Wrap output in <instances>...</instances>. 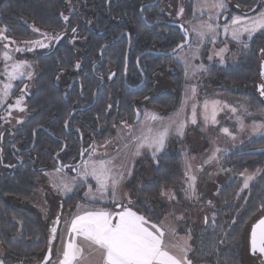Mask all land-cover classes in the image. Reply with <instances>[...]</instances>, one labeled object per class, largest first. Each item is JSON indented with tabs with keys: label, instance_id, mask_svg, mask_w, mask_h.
Instances as JSON below:
<instances>
[{
	"label": "rangeland",
	"instance_id": "1",
	"mask_svg": "<svg viewBox=\"0 0 264 264\" xmlns=\"http://www.w3.org/2000/svg\"><path fill=\"white\" fill-rule=\"evenodd\" d=\"M163 3L162 10L167 14V18L175 19V21L184 24L190 34V43L173 55V59L180 63L183 70V95L179 108L166 116H162L154 107L143 102L140 104V109L143 112L142 118L138 122H126L124 120L115 122L108 128L103 138L99 137L101 141L96 139L76 174L66 175L57 169L41 173L37 182V190L26 203L45 221L46 215L49 219L52 211H59V197L72 192L78 184H83L80 193L84 200L109 203V207H92L80 202L71 208H66L60 216L61 231L68 230L74 219L72 216L80 214L83 210L93 211L101 208L110 210V213H117L122 211L124 207H129L140 215L132 206L131 196L133 184L137 183L139 179L138 170L142 168L144 177L149 180L156 157L168 150L177 151L184 160L183 177L176 185L163 189L162 198L168 211L160 222L155 224L148 221L145 226L151 230V225H157L164 232L167 250L180 256L184 253L180 251L179 247H173V245L185 246L188 249L186 255L188 254L191 248L190 238L194 231L207 217L213 214L215 208L219 207L216 203L217 200H215L217 188L230 179L236 178L241 185L239 191H246L249 185L261 174L262 166L250 171L232 174L230 168L224 166L223 159L226 154L244 146L249 140L264 135V109L254 112L250 110L245 100L236 95L226 92L214 93L218 87L219 89L227 88V85L210 80L207 77V66L210 64L225 66L237 61L242 48L247 47L251 37L242 33L240 40H234L231 35V21L235 16L255 18L259 13L264 12V1L258 9L246 14L245 12L251 10L253 6L249 8L241 5V7L233 0H194L191 19H186L184 16V4L181 0H163ZM219 4H223V7H218ZM81 9L82 6L78 1L67 0L65 10L61 12L62 22L65 24L71 13ZM225 14L227 18L223 21L222 18ZM195 18L199 19L196 21ZM28 25L31 29L28 39L9 37L6 35V28L0 26V98L2 100L7 99L15 80L24 77L26 81L30 82L37 74L32 60L20 61L17 58L21 55L32 56L39 51H44L57 38L58 32L56 30H41L32 22H29ZM208 25L212 26L211 30H209ZM225 25L229 26L227 32ZM208 40L210 45L206 57L202 58L200 52ZM36 41L40 43H34ZM221 49L225 50L221 52ZM5 54L9 57L8 59L5 58ZM260 55L261 60L264 59V51ZM17 64H21V67L14 73L15 78H11L13 66ZM260 64L259 69L261 70ZM169 72H171L170 76L168 75ZM174 72L176 69L172 68L155 74V87L152 95L173 91L170 78ZM259 84L264 89L261 77L256 79L255 91ZM5 85L9 87L6 88ZM257 92L264 103L262 90H257ZM10 100L9 106H11L16 124L27 114L24 95L18 93ZM206 103L207 108L205 107ZM194 112L195 123H193ZM213 112H215V122H213ZM153 114L158 119H150ZM181 123L184 127L178 131ZM165 127L168 128V132L163 146L159 150H157L156 145L149 147L152 137ZM224 129H228V131L225 132ZM145 137L148 138L147 141H145ZM84 161H109L108 167L111 169V178L118 181L115 192L112 188L111 178L106 187L101 189L93 176L86 175ZM87 172L91 173V167L87 169ZM249 176L252 179L248 180V186L244 187L245 178ZM192 177H195L194 181L191 179ZM65 185L68 187L65 188ZM59 215H57L56 221H59ZM49 223L51 225L52 220ZM250 225L244 234L243 264H264V262H260V255L251 254L249 251ZM52 236L51 248L53 251L55 234L52 233L50 239ZM74 243L82 247V252H84L75 261V264H102L101 252L89 241L80 239L79 241L74 240ZM3 251L0 241V254ZM38 262V258H32L29 261H18L14 264H37ZM0 264L2 263L0 262Z\"/></svg>",
	"mask_w": 264,
	"mask_h": 264
},
{
	"label": "trees",
	"instance_id": "2",
	"mask_svg": "<svg viewBox=\"0 0 264 264\" xmlns=\"http://www.w3.org/2000/svg\"><path fill=\"white\" fill-rule=\"evenodd\" d=\"M71 1H78L82 6L81 10L83 12L80 21L83 23H79L78 26L80 33L82 32V35L92 41V55L95 58H97L100 42L107 35L106 32L110 31L112 28L111 23L114 21L126 23V25H135L134 31L141 33L139 38L144 39L145 35L141 30L145 25L141 20L139 8L142 4L151 0ZM233 1L239 6L244 5L250 8L258 0ZM263 1L260 0L257 9ZM66 2L67 0H0V26L5 27L6 35L14 39H28L30 37L29 22L34 23L41 30H59L64 24L61 20V12L65 10ZM192 3L193 0H183L188 17H191ZM142 14L145 16V9H143ZM89 23L91 24L89 25ZM168 35L171 38L168 37L167 42L164 43L166 47L171 48L181 40V35L174 27L168 28ZM139 38L135 37L133 39ZM144 40L151 41V43L155 42V38L150 35H147ZM209 45L210 41L208 40L200 52L202 58L206 57ZM262 51H264V31H258L248 41L247 47L242 48L235 63H228L225 66L208 65L207 77L212 81H219L227 85V88L220 89L217 86L218 89H215L214 93L226 92L236 95L245 100L250 110L254 112L264 109L263 99L260 98L257 92L258 85L256 86L257 90L254 89L256 79L261 77L259 64L260 61L264 60H261L260 57ZM108 52L104 51V57ZM159 61L161 62L159 65L151 67L150 71L146 72L150 81L144 89L129 90L124 88L122 90L119 88L120 85L116 86L112 83L104 86L99 91L96 97L101 103V120L93 116L97 106H90L93 89H86L83 96L87 101L88 108L73 113L68 126L75 125L79 127L83 139L86 131H89V138L93 141L103 135L104 125L110 128L115 122L130 118L128 111L144 98H148V103L162 116L175 111L179 108L182 100L183 70L171 62L169 58L163 60L159 57ZM203 61L205 60L203 59ZM121 64L122 60L120 67ZM166 65L177 66L176 72L171 76L172 79L170 78L173 91L152 95L151 74L158 68L161 71L164 70ZM49 82L47 94H51L52 76ZM108 105L111 108L109 117H107L108 113L105 111ZM124 105H127L125 114L122 113L124 112ZM71 111L72 108L70 107L60 114L62 119L59 126L62 125ZM88 117H90V120H87L86 123H79ZM31 130L32 125L29 127L28 132L31 133ZM66 142L70 149H74V147L77 150L79 149L78 137L74 141L67 139ZM60 146L61 143H58L54 147L55 150H58ZM263 147L264 135H261L224 156V166L229 167L232 174L246 170L250 171L262 166L261 174L249 185L246 191H239L241 185L236 178L230 179L217 188L215 200H217L216 203L219 207L215 208L213 214L197 227L190 238L191 248L187 254V259L192 264H243L242 251L245 231L252 222L264 214V152H253V150ZM6 148H8V144ZM53 153L50 151L49 157L44 160L51 161ZM155 161L151 179L147 180L144 177L142 168L138 170L139 179L137 183L133 184L131 196L133 208L144 216L147 221L158 224L168 211L162 198V191L165 187L176 185L182 179L184 160L177 151L168 150L159 154ZM21 170L27 174V177L21 176L16 190L11 191L5 197H0V241L4 249L3 253L0 254V259L4 264H14L18 261L25 262L32 258H38L40 261L48 247L49 238L45 232V221L40 218L34 209L23 205L37 190L40 170L35 168L30 170L27 166ZM134 173L136 172L134 171ZM82 186L83 184H78L72 192L59 197L58 201L63 210L80 202L92 207H109V203L84 200L80 193L83 189ZM6 187L10 189L9 184ZM19 201L22 205L15 204Z\"/></svg>",
	"mask_w": 264,
	"mask_h": 264
},
{
	"label": "flooded vegetation",
	"instance_id": "3",
	"mask_svg": "<svg viewBox=\"0 0 264 264\" xmlns=\"http://www.w3.org/2000/svg\"><path fill=\"white\" fill-rule=\"evenodd\" d=\"M181 1L183 4V0ZM163 5V0H151L142 4L139 8L141 20L145 25L141 32L145 35L144 39L147 35L155 38L154 43L140 39L141 33L134 31L135 25H126V23L114 21L111 23L112 28L109 32H106L107 35L100 42L97 58H95L92 55V41L82 35V32L80 33L78 24L83 23L80 21L83 11L79 10L71 13L62 28L56 30L58 32L56 37L59 38H55L48 49L39 51L32 56L21 55L17 58L20 61L32 60L37 74L30 82L26 81L24 77L15 80L12 83L11 90H9L7 100L0 110V124L2 125L0 127V197H5L11 191H15L20 183L21 176L27 177V174L21 170L26 166L30 170L39 169L40 173H46L54 169H59L60 172L66 175H73L78 172L80 164L96 141V139L91 141L89 131H86L83 139L79 127L75 125L68 126L73 113L88 108L87 101L83 96L86 89H93L90 106H97L93 116L101 120V103L96 96L104 86L113 83L116 86L120 85L119 88L122 90L124 88L129 90L144 89L150 81L146 72H149L151 67L161 63L159 57L163 60L169 58L171 62L181 67L180 63L173 59L176 52L172 54H169V52L185 40L184 32H181L178 24L182 25L183 31L188 33L190 43L189 30L184 24L175 21V19L167 18V14L162 10ZM143 9H145V16L142 14ZM185 10L184 8V16L186 19H191ZM224 16H226V19L227 15ZM198 19L195 18L196 21ZM169 27L176 28L181 35L180 42L171 48L164 45L168 37L171 38L168 35ZM135 37L139 39H133ZM104 51H109L105 57L103 55ZM176 65H166L162 72L167 69H176ZM159 71L161 70L158 68L151 74L152 91L155 87V74ZM51 76L54 87L51 85V94H47ZM262 88L260 87L259 90H262ZM116 89L118 90V87ZM18 93L24 95L27 114L15 124L14 117L12 119L3 117L4 113L11 109V106H9L10 99ZM143 102L149 104L148 98L140 100L134 108H131L128 111L130 118L124 121L138 122L143 116L140 109V104H143ZM70 107L72 111L60 127L59 122L62 119L60 114ZM105 111L108 113L107 117H109L111 114L110 105L107 106ZM123 111V114L127 112V105H124ZM137 116H139V119L135 121ZM89 118L79 123H86L87 120H90ZM31 125L32 130L29 133ZM107 130V126L104 125L101 138L105 136ZM77 137L79 149L77 150L75 147L70 149L66 142L67 139L74 141ZM97 141H101V139L98 138ZM58 143H61V146L58 150H55L54 147ZM7 144L8 148H6ZM50 151L54 152L51 161H45L44 159L49 157ZM7 184L10 185V189L6 187ZM15 204L22 205L21 201L15 202ZM23 205L27 206V203L24 202ZM58 205L59 211H52L49 219L46 215L47 212L45 213V232L48 238L53 233L51 231L53 227L56 228V232L60 227V216L64 210L61 204L58 203ZM57 215H59V223L56 221ZM50 220H52L51 225ZM261 259L260 262L263 263L264 260ZM0 262L4 264L2 259H0Z\"/></svg>",
	"mask_w": 264,
	"mask_h": 264
},
{
	"label": "snow or ice",
	"instance_id": "4",
	"mask_svg": "<svg viewBox=\"0 0 264 264\" xmlns=\"http://www.w3.org/2000/svg\"><path fill=\"white\" fill-rule=\"evenodd\" d=\"M217 6L223 7V4ZM231 25V35L234 40H240L242 33L252 37L253 33L264 31V12L259 13L255 18L235 16L231 21ZM211 27V25H208L209 30H211ZM228 30L229 26L225 25V31L227 32ZM34 43L39 44L40 42L36 41ZM178 47L180 46L178 45ZM224 50L221 49V52ZM5 58H9L7 54H5ZM20 67L21 64L13 66V74H10L11 78H15L14 73ZM262 75H264V72H262ZM5 87L9 86L5 85ZM193 92H195V89H193ZM262 95H264V89H262ZM17 103L19 104V101ZM193 107L195 109V106ZM205 107L207 108V103ZM150 119L155 120L158 118L153 114ZM213 122H215V112H213ZM193 123H195V112ZM183 127L184 125L181 123L178 131H181ZM223 131L227 132L228 129ZM167 132L168 128L165 127L152 137L148 146L156 145L157 150H159L163 146ZM144 139L147 141L148 138L145 137ZM109 164V161H84L85 174L93 176L101 189L106 187L108 180L111 178ZM89 167H91V173L87 172ZM191 179L194 181L195 177ZM250 179H252L251 176L245 178L244 187L248 186V180ZM117 183L116 179L111 178L114 192ZM64 187L67 188L68 186L65 185ZM147 223L148 221L144 216L138 215L129 207H124L122 211L117 213H110L104 210L85 212L84 215L76 216L72 220L69 231L77 236H82L91 245H94L102 254V264H191V261L187 259L186 253L188 249L185 246L173 245V247H179L184 255L172 254L165 245L164 232L155 224L151 225L150 230L149 227L145 226ZM51 231L55 234L56 228L53 227ZM251 249L254 254L257 251L264 254V218H261L252 227ZM81 255L82 249L70 241L64 247L59 264H75V261ZM47 259L48 257L46 256L45 260Z\"/></svg>",
	"mask_w": 264,
	"mask_h": 264
},
{
	"label": "crops",
	"instance_id": "5",
	"mask_svg": "<svg viewBox=\"0 0 264 264\" xmlns=\"http://www.w3.org/2000/svg\"><path fill=\"white\" fill-rule=\"evenodd\" d=\"M194 1V0H193ZM183 95V94H182ZM6 100L7 99H5V100H2L1 98H0V110H1V107L3 106V104L6 102ZM182 101V100H181ZM14 115L12 114V112H11V109L7 112V113H4V117L3 118H11L12 119V117H13ZM117 209H120V208H117ZM117 209H115V210H117ZM98 210H104V209H101V208H97V209H95V210H93V211H90V210H86V211H84L83 210V212H81L80 214H74L72 217L73 218H75L76 216H80V215H84V213L85 212H94V211H98ZM82 211V210H81ZM104 211H107V212H109L110 210H104ZM71 217V218H72ZM71 218L69 219V221L71 220ZM67 223H68V220H67ZM70 226V225H69ZM71 228V227H70ZM70 228L68 229V230H60V227H59V229L57 230V232L55 233V242H54V245H53V251H52V256H51V259H50V261L48 262V264H59V262H60V260L62 259V253H63V250H64V247H65V245L67 244V243H69L70 241L71 242H74V240L75 241H79L80 239H85V238H83L82 236H77L75 233H70ZM72 235H74L73 236V238L72 239H70L71 238V236ZM78 247H80V246H78ZM81 249H82V251H83V248L82 247H80ZM84 252H82V254H83ZM81 257V256H80ZM79 257V258H80Z\"/></svg>",
	"mask_w": 264,
	"mask_h": 264
},
{
	"label": "water",
	"instance_id": "6",
	"mask_svg": "<svg viewBox=\"0 0 264 264\" xmlns=\"http://www.w3.org/2000/svg\"><path fill=\"white\" fill-rule=\"evenodd\" d=\"M259 2H260V0H258V2L253 6V8H251V10H249V11H247V12H245V13H246V14H250V13H252L253 11H255V10L257 9L258 5H259ZM225 17H226V16L223 17V21L225 20ZM178 26H179L181 32H184L183 34H184V39H185V40H184L183 42H181V43L178 44L180 47H178V45H177L175 48H173V49L169 52V54L175 53V52H177L179 49H181V48H183L184 46H186V45L189 44V35H188V33H186V31H183V27H182V25L178 24ZM260 66H261L260 75H261V78H262V80H263L264 77H263V75H262V72H264V60L261 61ZM263 81H264V80H263ZM260 87H262L261 84L258 86V90L260 89ZM263 98H264V96H263ZM138 119H139V116H137V117L135 118V121H137ZM253 152H264V147H263V148H259V149H255V150H253ZM261 218H264V214H263L262 216H260L258 219H256V220L250 225V229H249V240H248V241H249V251H250L251 254H254L253 251H252V249H251V232H252V227H253V225H255V224H256ZM58 222H59V221H58ZM52 240H53V236L51 237V239H50V238L48 239V247H47V249H46V251H45V254H44L43 258H42L37 264H48V262L50 261L51 256H52V248H51ZM255 254L260 255V257L264 260V254H261V253H259L258 251H257ZM46 256L48 257L47 260H45V257H46Z\"/></svg>",
	"mask_w": 264,
	"mask_h": 264
}]
</instances>
